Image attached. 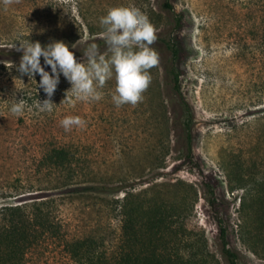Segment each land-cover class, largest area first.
I'll use <instances>...</instances> for the list:
<instances>
[{"label":"rangeland","instance_id":"1","mask_svg":"<svg viewBox=\"0 0 264 264\" xmlns=\"http://www.w3.org/2000/svg\"><path fill=\"white\" fill-rule=\"evenodd\" d=\"M120 5L141 9L157 29L151 47L159 62L149 70L151 82L143 99L116 106L114 75L99 89L103 96L98 101L54 100L53 111L60 110L64 117L39 129L30 121L18 124L24 114L9 110L15 93L33 90L30 83L13 81L10 72H2L0 192L12 197L0 204L56 198L68 237L104 238L102 249L110 254L121 234L119 208L125 193L91 194L85 186L116 185L134 194L152 188L150 196L187 208L189 228L205 234L221 264L227 261L221 253L219 217L239 264H264V0H12L7 6L0 0V45L7 43L17 51L24 35L33 32L32 42L63 40L74 45L70 50L78 61L87 59L84 52L91 43L108 56L100 17ZM168 40L179 50L178 58L167 47ZM18 60L13 59L15 64ZM171 68L179 74V91ZM4 93L10 94L6 102ZM189 112L192 160L183 126ZM66 116H79L84 124L66 131L61 124ZM19 138L25 142L18 148ZM33 138L37 144L59 138L86 155L90 174L79 180L74 195L11 189L19 178L34 181L35 190L55 184L44 174L27 176L26 168L37 154L27 142ZM26 263L77 264L58 242L38 244Z\"/></svg>","mask_w":264,"mask_h":264},{"label":"trees","instance_id":"2","mask_svg":"<svg viewBox=\"0 0 264 264\" xmlns=\"http://www.w3.org/2000/svg\"><path fill=\"white\" fill-rule=\"evenodd\" d=\"M165 7L172 8L168 2L165 3ZM32 34L33 32H28L24 35V43L32 41L34 38ZM165 43L173 57L178 58L179 50L172 44V40L165 41ZM22 54L20 51L9 49L7 43L0 45V61L3 63L0 65V76L2 72L8 71L13 81L24 80L30 83L29 87L33 88L32 91L20 89L12 96L17 99L23 98L26 101L24 117L18 118V124L25 125L27 121H30L39 129H42L48 122L56 124L64 117L60 110L51 112L49 116L48 112H39L35 107L38 99L43 101L46 98L42 89L33 86L36 81H40V76H36V81H30L28 76L17 71L16 65L20 60L15 64L13 59H20ZM75 55L77 58L78 55L76 53ZM6 63L12 64L7 66ZM41 63L43 64V57H41ZM169 75L174 88L179 91L180 81L177 70L171 68ZM69 86H71L70 82L61 75L52 100L66 97V89ZM4 94L6 102L8 98L10 99V94ZM30 107H33V113L28 112ZM192 123V116L189 112L183 126L187 140V156L190 160L194 156ZM37 141L39 140L36 138L27 141L37 152L32 157V162L30 161V167L28 165L26 168L27 176L32 172L35 175L44 174L50 178L49 183H55L54 186L49 189L45 186L46 188L35 190L37 186L34 181L22 182L19 178L11 189L15 192L20 190H28L27 192L59 191V197L66 194L74 195V189L80 187L79 180L90 174L86 155L79 146L59 138H54V141L44 140L38 144ZM24 142L23 138L15 140L16 147L19 148V145ZM150 190L153 189L134 194L116 185L85 186L84 191L91 194L107 195L118 191L125 193L119 208L122 222L121 234L110 254L102 249V245L105 244L104 238L92 234L68 237L64 224L58 216L56 198L19 205L2 202L0 204V264H27L26 256L30 250L38 244L50 242L64 244L66 251L77 264H221L216 255L210 251L205 234L189 228L185 215L187 208L185 209L180 203L161 202L156 195L150 196ZM0 193V200L12 197L7 196L6 190ZM11 194L12 192H9L8 195ZM211 205H215L214 200ZM216 225L221 241V253L227 264H239L238 255L229 246L228 228L221 217L217 218Z\"/></svg>","mask_w":264,"mask_h":264},{"label":"clouds","instance_id":"3","mask_svg":"<svg viewBox=\"0 0 264 264\" xmlns=\"http://www.w3.org/2000/svg\"><path fill=\"white\" fill-rule=\"evenodd\" d=\"M5 6L12 0H2ZM110 55L101 54L96 43H91L82 61H78L74 45L63 40H53L47 45L39 41L19 44L17 51H22L17 71L29 77L30 81L40 76L38 88L43 89L46 98L35 102L39 112L51 113L54 110L52 97L60 83L61 75L66 78L71 88L64 100L93 101L100 100L102 89L107 80L115 75L116 86L112 100L116 106L135 105L143 99L142 93L151 82L150 69L159 62L158 52L151 47L157 39V29L149 17L139 8L131 5L112 7L100 17ZM14 47H17L16 44ZM43 57V64L41 63ZM50 66V71L46 70ZM71 94V96L69 95ZM26 101L14 98L10 112L20 115L25 110ZM64 129L81 126L84 121L79 116H66L61 121Z\"/></svg>","mask_w":264,"mask_h":264},{"label":"water","instance_id":"4","mask_svg":"<svg viewBox=\"0 0 264 264\" xmlns=\"http://www.w3.org/2000/svg\"><path fill=\"white\" fill-rule=\"evenodd\" d=\"M29 195H31V194H29ZM23 197H25V196H23Z\"/></svg>","mask_w":264,"mask_h":264}]
</instances>
